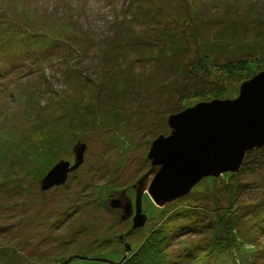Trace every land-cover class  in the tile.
Wrapping results in <instances>:
<instances>
[{
	"label": "rangeland",
	"instance_id": "1",
	"mask_svg": "<svg viewBox=\"0 0 264 264\" xmlns=\"http://www.w3.org/2000/svg\"><path fill=\"white\" fill-rule=\"evenodd\" d=\"M261 70L264 0H0V264H119L158 227L170 264H264V145L163 205L143 192L139 227L109 203L134 202L170 113ZM79 141V166L42 188ZM223 219L253 242L236 261L214 247Z\"/></svg>",
	"mask_w": 264,
	"mask_h": 264
},
{
	"label": "water",
	"instance_id": "2",
	"mask_svg": "<svg viewBox=\"0 0 264 264\" xmlns=\"http://www.w3.org/2000/svg\"><path fill=\"white\" fill-rule=\"evenodd\" d=\"M167 122L170 133H160L151 142L147 153L151 166L136 181L134 202L125 195L110 198L111 206L123 209L122 217L135 211L132 227L143 225L147 218L143 192L163 205L187 193L204 176L238 170L248 150L264 145V70L244 79L237 95L197 101L170 113ZM85 148L84 141L75 143L73 163L69 159L56 162L41 179V187L64 182L82 162ZM124 242L125 250L129 249Z\"/></svg>",
	"mask_w": 264,
	"mask_h": 264
},
{
	"label": "trees",
	"instance_id": "3",
	"mask_svg": "<svg viewBox=\"0 0 264 264\" xmlns=\"http://www.w3.org/2000/svg\"><path fill=\"white\" fill-rule=\"evenodd\" d=\"M245 65H246V62L243 59L229 60L224 64L225 68L228 71L244 69ZM200 67L203 68V65ZM193 71H194V68L191 67V69L189 68V70H187L186 74L189 75L190 77L194 76L192 74ZM185 85L187 84L186 83L182 84V87L180 88V90L182 89L183 93L185 91V87H184ZM213 89L215 91L214 96H219V94L221 93V90L217 87H214ZM253 150L258 151V150H262V148L255 147L251 150H248L245 153V157H244L245 159H243L242 167L245 168L246 161L248 160L250 154L253 153ZM226 213L227 211L220 212L221 214L220 218L226 215ZM222 224L225 227V231L227 230V232L230 233V236L228 238L223 237V238L215 239L214 247L215 249H220V248H224L226 244H228L230 251H231L230 254L234 256V259L236 261V258L238 256L237 253H242V250L244 249L243 248L244 245L245 244L251 245L253 242H250V240L248 238H245L242 234L240 235L239 233H237V225L233 224L231 220L225 221L223 219ZM166 238H167L166 234L164 233V230L161 229V227H158L152 230L150 234L145 238V240L141 243V245L138 247V249L135 251V253L132 256L126 257L119 264H168V263L170 264L168 256H167V251L164 249ZM240 241L242 242L238 246V243ZM238 264H242V263L238 262ZM252 264H257V263L254 262L253 260Z\"/></svg>",
	"mask_w": 264,
	"mask_h": 264
},
{
	"label": "flooded vegetation",
	"instance_id": "4",
	"mask_svg": "<svg viewBox=\"0 0 264 264\" xmlns=\"http://www.w3.org/2000/svg\"><path fill=\"white\" fill-rule=\"evenodd\" d=\"M72 162H73V161H72ZM72 162H71V160H70V164H71ZM71 171H72V170H71ZM71 171H69V172H71ZM69 172H68V174H69Z\"/></svg>",
	"mask_w": 264,
	"mask_h": 264
},
{
	"label": "bare ground",
	"instance_id": "5",
	"mask_svg": "<svg viewBox=\"0 0 264 264\" xmlns=\"http://www.w3.org/2000/svg\"><path fill=\"white\" fill-rule=\"evenodd\" d=\"M226 173V172H225Z\"/></svg>",
	"mask_w": 264,
	"mask_h": 264
}]
</instances>
